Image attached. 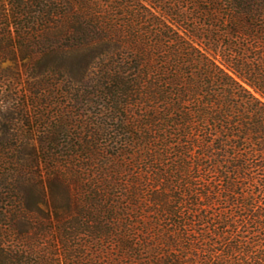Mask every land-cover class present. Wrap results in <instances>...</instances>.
<instances>
[{
    "label": "trees",
    "instance_id": "trees-1",
    "mask_svg": "<svg viewBox=\"0 0 264 264\" xmlns=\"http://www.w3.org/2000/svg\"><path fill=\"white\" fill-rule=\"evenodd\" d=\"M0 48V264H264V0H0Z\"/></svg>",
    "mask_w": 264,
    "mask_h": 264
},
{
    "label": "rangeland",
    "instance_id": "rangeland-1",
    "mask_svg": "<svg viewBox=\"0 0 264 264\" xmlns=\"http://www.w3.org/2000/svg\"><path fill=\"white\" fill-rule=\"evenodd\" d=\"M14 50L16 53L14 51L6 54L0 52V135L2 134L1 127L4 122L3 112L5 106L25 101V103H28L26 110L30 112L32 110L29 93L27 95V91L24 89V84L31 75L32 70L25 65L27 60L22 58L16 48ZM9 82L15 83V89L8 86Z\"/></svg>",
    "mask_w": 264,
    "mask_h": 264
}]
</instances>
